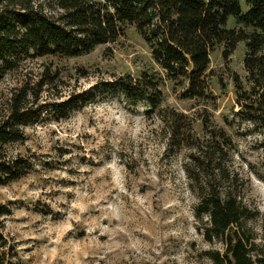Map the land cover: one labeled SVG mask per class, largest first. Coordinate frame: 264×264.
Wrapping results in <instances>:
<instances>
[{
  "label": "rangeland",
  "instance_id": "374dc122",
  "mask_svg": "<svg viewBox=\"0 0 264 264\" xmlns=\"http://www.w3.org/2000/svg\"><path fill=\"white\" fill-rule=\"evenodd\" d=\"M244 51L240 42L227 60L221 49L212 53V105L181 99L166 84L163 106L195 117L197 131L201 115L222 126L234 107L230 75L242 74ZM45 61L28 58L6 74L0 109L13 89L39 81ZM52 62L60 75L40 92L37 103L46 107L25 128L23 142L4 148L7 157H24L32 166L0 184V205L10 210L0 218V264H214L208 253L224 245L205 239L208 217L196 216L203 173L197 175L189 149L170 144L158 116L148 115L144 103H127L115 83L157 69L139 35L129 28L112 44ZM230 135L224 183L258 211L244 226L261 251L264 131L242 121Z\"/></svg>",
  "mask_w": 264,
  "mask_h": 264
},
{
  "label": "trees",
  "instance_id": "16d2710c",
  "mask_svg": "<svg viewBox=\"0 0 264 264\" xmlns=\"http://www.w3.org/2000/svg\"><path fill=\"white\" fill-rule=\"evenodd\" d=\"M129 28L148 47L157 69L118 76L116 86L127 103H144L148 115L158 116L170 144L189 149L197 175L203 173L196 216L208 217L205 239L224 245L208 253L210 258L214 264H264V249L258 251L255 236L244 226L259 213L224 183L228 176L221 164L234 148L231 129L247 121L264 131V0H0V82L25 59L49 61L38 82L13 89L0 109V184L21 178L32 166L24 157H7L4 148L23 142L25 128L46 107L37 103L40 92L60 75L52 60L89 54ZM240 42L245 46L242 74L230 75L234 107L221 117L222 126L201 115L197 131L195 117L163 106L166 84L181 99L212 105V53L221 49L227 60ZM260 145L264 148V140ZM258 176L264 182V171ZM8 214L9 208L0 205V218ZM4 243L0 232V247Z\"/></svg>",
  "mask_w": 264,
  "mask_h": 264
}]
</instances>
